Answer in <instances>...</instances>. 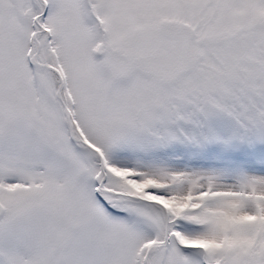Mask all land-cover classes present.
I'll return each instance as SVG.
<instances>
[{
  "label": "snow or ice",
  "instance_id": "6c2138e0",
  "mask_svg": "<svg viewBox=\"0 0 264 264\" xmlns=\"http://www.w3.org/2000/svg\"><path fill=\"white\" fill-rule=\"evenodd\" d=\"M0 264H264V0H0Z\"/></svg>",
  "mask_w": 264,
  "mask_h": 264
}]
</instances>
